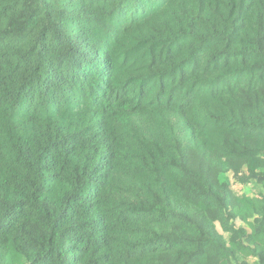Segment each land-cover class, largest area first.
Here are the masks:
<instances>
[{
  "label": "trees",
  "instance_id": "trees-1",
  "mask_svg": "<svg viewBox=\"0 0 264 264\" xmlns=\"http://www.w3.org/2000/svg\"><path fill=\"white\" fill-rule=\"evenodd\" d=\"M0 264H264V0H0Z\"/></svg>",
  "mask_w": 264,
  "mask_h": 264
},
{
  "label": "rangeland",
  "instance_id": "rangeland-1",
  "mask_svg": "<svg viewBox=\"0 0 264 264\" xmlns=\"http://www.w3.org/2000/svg\"><path fill=\"white\" fill-rule=\"evenodd\" d=\"M239 189H240V187H239Z\"/></svg>",
  "mask_w": 264,
  "mask_h": 264
}]
</instances>
